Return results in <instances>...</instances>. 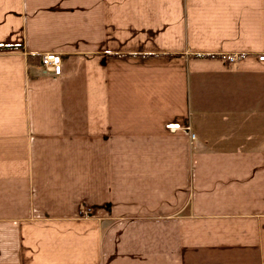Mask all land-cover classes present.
Instances as JSON below:
<instances>
[{"label": "crops", "instance_id": "obj_1", "mask_svg": "<svg viewBox=\"0 0 264 264\" xmlns=\"http://www.w3.org/2000/svg\"><path fill=\"white\" fill-rule=\"evenodd\" d=\"M260 56L264 0H0V264H264Z\"/></svg>", "mask_w": 264, "mask_h": 264}, {"label": "built area", "instance_id": "obj_2", "mask_svg": "<svg viewBox=\"0 0 264 264\" xmlns=\"http://www.w3.org/2000/svg\"><path fill=\"white\" fill-rule=\"evenodd\" d=\"M242 56L238 54H233L228 58L229 63H233L236 60L240 59ZM259 60H264V56H260ZM41 65L42 67L49 71L52 72L55 75H60L62 72V59L61 56L57 53L54 52H46L42 54L41 56ZM167 130L175 131L180 129L179 125H168L166 126ZM193 138V136H192Z\"/></svg>", "mask_w": 264, "mask_h": 264}]
</instances>
